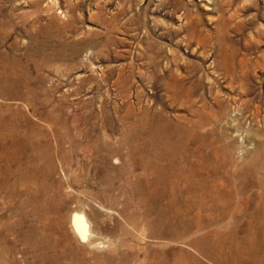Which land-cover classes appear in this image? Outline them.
Wrapping results in <instances>:
<instances>
[{"label":"rangeland","instance_id":"obj_1","mask_svg":"<svg viewBox=\"0 0 264 264\" xmlns=\"http://www.w3.org/2000/svg\"><path fill=\"white\" fill-rule=\"evenodd\" d=\"M0 119L24 173L0 188V264H253L240 243L209 260L197 226L165 216L133 227L124 138L140 128V145L170 143L188 196L207 197L193 223L260 239L264 0H0ZM77 209L101 245L78 239Z\"/></svg>","mask_w":264,"mask_h":264},{"label":"bare ground","instance_id":"obj_2","mask_svg":"<svg viewBox=\"0 0 264 264\" xmlns=\"http://www.w3.org/2000/svg\"><path fill=\"white\" fill-rule=\"evenodd\" d=\"M8 129L9 127L7 128L6 122L0 119V188L9 176L19 177L21 181L24 176L20 166L21 159L17 155L13 156L10 154V131H8ZM140 131V128H134L124 138L125 141L132 143V148L128 153L131 167L127 171L128 176H132V181L129 182L128 185L132 189L134 195V201H132L135 202V205H138L140 209L130 212L128 207L131 204L124 205L123 213L128 217L130 224L133 227H139L142 221L145 223L147 222L143 219L144 217L149 215L165 216L167 219L177 220V225L181 227L184 226V229H188L190 226H197L196 228L197 230L199 229L200 234L196 240L192 241V246L198 247L200 254L206 255L209 260L216 261L218 254L223 248L222 246L225 242H228L230 246H239L240 243L243 249L245 248V251L236 252L239 260L244 259L253 264H264V231L261 233L260 239H253L252 242L247 243V236L245 239L238 238L236 241L237 238H235L234 235L227 234L225 239V235L216 224H213V220L206 219L207 222L203 221L200 225H196L188 219L187 215L189 211L196 212V214H193L195 216L199 211L205 208L207 197L188 196V188L186 189L185 186L187 185L185 170H183V166L180 162H178L177 165L174 164L175 161L181 160L172 156L170 143H163L162 147H159V149L153 148L150 142L140 145L137 143V138L140 137V134H138ZM12 164L15 165V168H13ZM136 168L138 172H136ZM192 192H194V190ZM210 199L213 209L215 210L218 207L220 198L219 196H214L210 197ZM26 203L28 204L27 207L29 204L34 205L32 210H29L34 215L41 216L42 212L45 211L44 208H46V206L44 205V208L40 206L41 204L37 203L35 196H27ZM73 214H76V216H73L74 218L72 217ZM73 214L71 215L70 224L78 239L87 246L101 245L103 242H98L95 232L96 229L94 230L92 218L89 217L88 213L84 209H77L73 211ZM157 223L161 226L164 222L160 223L157 221ZM5 225L6 223H4V226ZM165 226L166 225L160 228L162 231L157 233V236L166 238L168 232ZM206 226H211L210 228L213 230L211 232L203 231V233H201ZM154 231H156L155 228ZM154 231L150 233L153 234ZM177 262L178 264H189L188 262L185 263V261H182V263L180 261ZM157 263L168 264L163 257L159 259L157 257Z\"/></svg>","mask_w":264,"mask_h":264},{"label":"water","instance_id":"obj_3","mask_svg":"<svg viewBox=\"0 0 264 264\" xmlns=\"http://www.w3.org/2000/svg\"><path fill=\"white\" fill-rule=\"evenodd\" d=\"M73 216H76V214H73L72 217H73ZM73 218H74V217H73Z\"/></svg>","mask_w":264,"mask_h":264}]
</instances>
